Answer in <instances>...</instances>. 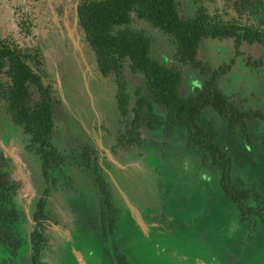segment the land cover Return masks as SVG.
<instances>
[{"label":"trees","instance_id":"1","mask_svg":"<svg viewBox=\"0 0 264 264\" xmlns=\"http://www.w3.org/2000/svg\"><path fill=\"white\" fill-rule=\"evenodd\" d=\"M75 10L78 43L90 72L99 79L107 77L109 96L114 95L119 117L114 140L127 152L114 158L115 161L118 163V159L131 155L128 145L141 143L139 129L161 128L170 135L183 128L187 145L196 147L200 161L220 167L222 193L236 205L239 220L255 227V219L262 218L264 197L254 185L234 188L230 182V157L216 143V134L199 125L197 117L211 108L229 131L238 130L246 137L248 122L264 119L260 110L240 108L219 89V80L224 75L232 69L235 74L239 72L238 63L259 65L258 59L249 58L248 46H260L264 56V0H77ZM151 32L158 33L167 43L168 59H158ZM209 43L229 45L226 62L212 65L200 58L204 45ZM41 65L39 48H21L0 38V120H7L25 137V147L38 166V181L41 180L37 183V174L27 169L29 191H32L28 214L34 223L28 233L31 264H40L44 237L39 227L51 215L45 197L50 188L45 183H55L50 172L63 164L77 167L81 174L91 176L105 196L104 189L111 185L97 164L95 150L88 144L81 146L76 154L54 144L53 93L51 86L43 81L45 72ZM127 69L142 78L145 93L136 88L133 96L127 94L123 74ZM185 70L207 75L202 85L193 87L190 94H184ZM155 106L160 112H155ZM105 134L106 140L110 139L111 133ZM106 162L115 165L109 159ZM0 163L7 165L0 168V247L14 256L24 243L15 231L19 215L14 199L27 188L21 180L11 178L10 167L14 164L9 156L0 154ZM118 164L123 167L122 163ZM247 198H253L255 205L245 204ZM106 205L111 206L108 201ZM102 214L101 211V218ZM120 264H125L121 257Z\"/></svg>","mask_w":264,"mask_h":264},{"label":"rangeland","instance_id":"2","mask_svg":"<svg viewBox=\"0 0 264 264\" xmlns=\"http://www.w3.org/2000/svg\"><path fill=\"white\" fill-rule=\"evenodd\" d=\"M69 2L72 3V0H0V38L21 48H39L41 50V67L45 72L43 81L51 86L53 93L52 110L56 123L55 145L61 150L73 148L77 152L81 146L89 143L88 139L84 137L85 134L91 136L90 145L97 146L98 154L101 156L105 154V151L100 149L98 137L93 134L92 121L87 119L90 125L88 126L81 115L72 113L69 103L66 101L68 83L65 80H70L69 75L73 76L75 72L73 80L82 76L84 81L86 80L79 61L80 52L77 50L76 36L66 12L70 5ZM54 4L58 8L59 4H63L62 10L59 9V12L58 9L49 10V5L54 7ZM252 22L256 25L259 24L257 20H252ZM150 36L155 41L154 48L158 58L160 60L168 59V46L165 40L162 41L161 36L156 32H151ZM227 47H229L228 44L209 43L204 45V52L200 54V58L209 60L212 65H215L217 61L226 60ZM260 50L261 48L256 46L250 50V54L253 58H261L262 67L254 68L251 71L248 70V66L240 64L239 74L230 73L219 84L227 97L236 102L240 108L264 107V57ZM183 74L184 94L191 93L192 88L199 86L202 80L207 77V75L204 77L196 75L189 70H185ZM124 75L130 95L135 88L143 87L142 80L138 75L130 72H126ZM91 83L92 80H87V90L85 88L84 90L86 94L89 91L92 95L93 101L89 108L95 118L99 119L98 124H101L103 123L101 110L103 105L102 101L99 99L97 101L93 96ZM91 112H89L90 115ZM155 112H160L157 106H155ZM70 115L80 121L79 124H82L84 134L81 132L80 125L71 122ZM107 116V125H110L109 131L111 132L109 145L112 144V150L120 156H123V152L127 155L123 145L114 140V128L117 126L112 128L111 125L114 124L115 116L112 117L110 113ZM197 122L216 133L217 144L229 155L233 186L240 188V186L254 185L259 194L264 196V127L258 128V123H255L252 125L253 131L252 127L248 126V133L253 139H256V142L247 143L239 131L229 132L225 123L217 118L211 108H206L197 117ZM0 130L2 134L0 152L3 154L2 156H5L6 151H9L11 164H14L10 167L11 175L17 178L15 171L18 170L21 175L19 176L25 179L24 169L27 167L28 170L33 171L34 167L27 164L28 161L23 157V151L18 146V144L24 145L23 136L4 119L0 120ZM140 137L141 143L130 147L131 154L134 156L130 155L131 157H129L128 154V161L131 163L129 170L131 171L125 177L127 179H129L128 176L133 177L132 181L141 190V194L129 189L128 180L123 176L126 172L121 165L109 166L106 164L104 166L108 171L107 180L112 182V187L116 189L123 201L126 199V209L132 216L130 218L128 214H122L121 202L113 191L115 214L119 221L112 233L107 234L111 238V247L108 248V252L106 251V257L103 249L106 246L101 242L100 234L96 230L98 200H96L93 190L91 191L90 181L88 184L85 179L87 182L83 184L76 180L74 191L66 190L67 194L64 197L65 208L68 216L71 217L74 228L66 230L61 235L59 234V225H52L51 235L48 237L49 245L45 249L41 264H75V258L67 250L70 244L81 250L83 256L89 255L92 261L99 262V264H111L113 253L110 251L114 250H122L129 260L136 264L135 250L144 246L149 248L152 237L158 240L170 238L171 242L173 240L179 242V239H183L181 241H184L186 246L180 241L177 244L179 251L186 249L190 254L197 251L216 264H260L259 256L256 253L257 246L254 249L242 248V250H238L239 254L235 249L227 248L226 240L235 234L237 240L241 241L240 239L244 238L247 232L238 228V225H241L239 212L235 204L228 201L222 193L219 183L220 167H212L208 163L200 161L196 148L186 145L187 135L183 128L176 129L172 135H166L160 128L156 130L143 129L140 132ZM77 139L81 142H76ZM5 141H8V144ZM110 156L114 160L111 154ZM6 167V163H0V168ZM67 169L68 167L65 166L53 174L57 175L60 182L62 179L63 182H66L64 178L67 177ZM68 184L72 185V182ZM22 198L25 203L16 202L15 204L19 220L14 226L15 231L24 239V243L15 258L0 247V264H28L26 257L29 256L30 251L27 239L32 222L28 217L29 211L26 202L29 197L26 192L23 193ZM248 203L251 202L248 201ZM140 205L154 206L151 210L155 211H152L150 215L142 216L137 210ZM59 206L63 209L62 203L59 202ZM59 206L56 210L57 216L62 214ZM167 211L172 221L180 222L177 223L178 233L164 237L165 235L156 229L151 231L150 235V231L147 230L149 217L161 216V212H164V216H166ZM165 218L167 219V216ZM258 232V237H263L264 226ZM117 237L118 240H116ZM117 246L118 248L115 249ZM153 246L155 247V244ZM50 248L53 250L50 251ZM145 262L146 264L155 263L153 257L147 254Z\"/></svg>","mask_w":264,"mask_h":264},{"label":"flooded vegetation","instance_id":"3","mask_svg":"<svg viewBox=\"0 0 264 264\" xmlns=\"http://www.w3.org/2000/svg\"><path fill=\"white\" fill-rule=\"evenodd\" d=\"M76 1L77 0H72V3L69 2L70 5L67 7V11L66 12L68 14L69 22L71 21V24L73 26L72 27L73 28V33L76 36L77 50L80 52L79 61L81 63V67L84 70V75L86 77V80L84 81L83 76L79 77L78 79L73 80L75 78V75H76L75 72L73 73V76L69 75L70 80H65V82L68 83L67 90H66V92H67L66 101H68L69 109L72 110V113L81 115L85 119L84 122H86L88 126H90L88 120L92 121V123H93V134H96V136L98 137L97 139H98V143H99L100 149L105 151V154H102L101 156H99V154H98L97 146H95V145L93 146V144L90 145V140L89 139H91V136H86L84 134L83 126H81L82 124L81 125L79 124L80 121L76 117L70 115L71 122H75V124L80 125L82 127V129L81 128H79V129H81V132L84 134V137L86 139H88V142H89V143H85V144H88L90 147H92L95 150L96 156H97V164L99 165V167L102 169V171L104 173L106 172L105 174H106V180H107L108 179V176H107V172L108 171L105 169L104 166L106 164H108L109 166H112L111 164L106 162V159L110 160V158H108V156H107V153L111 154L113 158H116V157L118 158L120 156L119 154L115 153L114 150H112V144L109 145L110 140L109 139L106 140L107 137H106L105 132L111 133L109 131V129H110L109 126L110 125L109 126L107 125V120H108V116L107 115H108V113H110V115L112 117H113V115L115 116L114 124L111 123L112 124L111 125L112 128L115 125L117 127H119L118 126V124H119V119L118 118L119 117H118L117 111L115 109L114 95L112 97L109 96L108 87H110V86L108 85V83H109L108 78L104 77V79L103 78L99 79V78L94 77L91 74L89 66H88V63H87L86 59L84 58L82 50H81V48L79 46V43H78L79 36H78V33L76 31V27H75V24H76V10H75ZM62 6H63V4H59V8H58V6H56V4H54V7L49 5L48 9L49 10L58 9V12H59V9L62 10L61 9ZM55 13H56V11H55ZM251 22H252V20H251ZM153 46H154V43H153ZM254 47H256V45L255 46H251V47L248 46V56H249L250 59H258L259 60V65L255 66L252 63L243 64V62L242 63L240 62V63H238L239 71L241 70L240 64L248 66V70H251V71L254 68H260V67L263 66V61L261 60L260 57L253 58L251 56V54H250V50H252ZM26 48H28V47H26ZM227 49H228V54L226 55V57H228V55L230 53L229 47H227ZM260 51H263L262 48H261ZM261 55L263 56L262 52H261ZM222 62H226V60H224ZM234 71L235 70L232 69V71L230 70L226 75H224L221 78V80H219V84H220L221 81H224L222 79L225 76L229 75L230 73H233ZM126 72H130V71L128 69L127 70H123V74H125ZM130 73L132 74V72H130ZM133 74H135V73H133ZM237 74H239V72ZM136 75H138V74H136ZM88 78H91L90 80H92L91 85H92V88H93V96L95 97V99L97 101H98V99H99V101H102V105L103 106H101V110H102L103 123H101V124H98V120L99 119L95 118V115L90 111V108H89L90 103H92V101H93V97H92V95L90 94L89 91H87V94H86V91L84 90V88L87 90L86 82H87ZM124 80H126L125 79V75H124ZM141 80H142V78H141ZM203 81H204V79L202 80V82ZM202 82H201V84L199 86H196V87H200L202 85ZM142 83H143V81H142ZM126 89H127V87H126ZM141 89H142V91L144 90L143 87ZM219 89L221 90L220 87H219ZM110 90L113 91L114 87H112V89H110ZM143 92L145 93V91H143ZM192 92H193V88H192ZM221 92L226 97V99H228L229 101H232V100H230L227 97V95L222 90H221ZM127 94L130 95L128 89H127ZM187 94H190V93H187ZM131 95L133 96V93ZM233 103H236V102H233ZM242 109H246V110H249V109H251V110H260L262 112V114L264 115V107L263 108H261V107L260 108L248 107V108H242ZM87 110H89V111H87ZM89 112H91V115L89 114ZM213 112L217 116L215 111H213ZM67 113H68V111H67ZM96 115L98 116V113H96ZM217 118L220 121L224 122L218 116H217ZM255 123H258L257 124L258 128L259 127H262V128L264 127V119H253V120L248 122L247 127L251 126L252 127L251 129L254 131V128H253L252 125H254ZM11 126L14 127L13 125H11ZM225 126H226V123H225ZM202 127H205V126H202ZM14 128L17 129L16 127H14ZM115 128H114V130H115ZM205 128L211 130L208 127H205ZM226 128H227V126H226ZM142 130L143 129H139V132H141ZM145 130H149V129H145ZM236 131H238V130H236ZM246 131H247L248 137L244 136L239 131L244 136L245 142H247V143L256 142V139H253L252 136L248 133L247 128H246ZM229 132H231V131H229ZM233 132H235V131H233ZM114 133H115V131H114ZM172 134H170V135H172ZM115 135H116V133H115ZM23 139H24V145L23 146H20L18 143H14V144H18V146L22 149L23 154H24L23 157L27 159V161H28L27 164H30V165H32L34 167L33 170H34V173L36 175L37 173H39V171H37L38 166L36 167L35 163L33 162L34 159L32 158L30 152L25 147L26 146V142H25V137L24 136H23ZM216 140H217V136H216ZM186 141H187V137H186ZM76 142H81V141H79V139H77ZM5 143L8 144V141H5ZM186 145H187V142H186ZM187 146H189V145H187ZM127 147H128V149H130L131 145H128ZM189 147H192V146H189ZM68 150H71L72 152H75V154L78 152V151L76 152L73 148H68L66 151H68ZM0 154H2V153L0 152ZM5 155H7L9 157L11 156V154H9V151H6ZM131 155L134 156V154H131ZM123 156H125V155H123ZM198 156H199V154H198ZM129 157H131V156H129ZM129 157L127 156V157H125V159H124V157L118 159L119 160L118 163H122L123 164L122 165L123 168L126 169V173H124L123 176H124V178L126 180H128L127 183L129 184V189H131L133 192H136V193L139 192L141 194V190H139V188H137L134 185L133 181H132V180H134L133 177L128 176L129 179H127L125 177V175H127V174L129 175V173L131 171V170H129V167L131 166L130 161H128ZM199 159H200V156H199ZM65 166H66V164L60 165L59 167H56L52 172H50L51 175H53L54 180H55L54 185L51 184V182H49V181L47 183H45L46 186L48 185L50 187L49 188V193L45 197L48 200V207L51 210V215H50V218L42 220L41 227H39L40 230H41V234L44 237L43 246H42V249H41V252H40V256H39L40 264H41V260L43 258V254L45 252V249H46L47 245H49L48 237H50V235H51L50 231L52 230V225H54V226L56 224L59 225V227H60V233L59 234H61V235L64 234L66 230H68V229L70 230V229L74 228L73 227V223L71 221V217L68 216V212H67V210L65 208V198L64 197L67 194L66 190L70 189V190L74 191V184L76 185V180L78 182L80 181L82 184L84 182H87V181H88L87 183L89 184V181H90V185H92V187H90L91 191L93 190V193L95 194L96 200H98V206L96 207V210H97L96 230L100 234L101 242L106 246V247L103 248L104 249V256L108 252V248L111 247V240H110L111 238L109 236H107V234H111L112 233V231L114 230L113 228L116 227V223L119 221V220H117V216L115 214V208H114L115 205H114V200H113V197H112V192L113 191H114V193L116 194V196L118 197V199L121 202L120 207H121V210H122V214H128V216L130 218H132V216L129 215L131 213L129 212V210L126 209V205H125L123 199L121 198L119 193L116 191V189H114L112 187V182L110 180H109V182H110L111 185L109 186L108 189H104L105 192H107L106 193L107 196L103 195V193L101 192V189H99V187L97 186V183L93 182L94 180H92L91 176L88 177L84 173L81 174L79 172V169H77V167H74V166L73 167H69L67 169V171H68L67 177L64 178V180L66 182H63V179L61 180L62 182H60L57 179V175H55L53 173L59 172ZM26 171H27V168H25L24 171H23L24 174H25V179L20 177L21 176L20 175V171L18 172V170L15 171L16 174H17V178H14L13 176L11 177L14 180H21L23 186H26V188H27V190H25V191L22 190V192H21V194H20L18 199H14V205L16 204V202L17 203H25V200L22 198L24 192H26L28 197H29L28 201L26 202L27 206H28V204H29V202L31 200L29 194L32 191L31 192L29 191V183H28V177H27V174H26L27 172ZM104 179H105V177H104ZM36 181H37V183L41 182V180L38 181V174L36 175ZM69 182H72V185H69L68 184ZM230 182H231V179H230ZM42 184H43V181H42ZM231 184L233 185L232 182H231ZM246 187L245 186H240V188H246ZM236 189H239V188H236ZM56 191H57V194H56ZM144 196H145V193H144ZM106 201H108L111 204L110 207H108L106 205ZM248 201H250L252 204L248 203ZM59 202H60V204L61 203L63 204V209L59 206ZM244 203L247 204L248 206H254L255 205V200L253 198H247V199L244 200ZM58 206H59L60 210L62 211V214L59 215V216L56 215V210L58 209ZM149 206L148 207H144L143 205H140L139 208H137V207L136 208L139 211L140 215L146 216L147 214L150 215L152 213V211H155L154 209L151 210V208L154 207V206H150V207ZM165 208L167 210V205H166ZM263 208H264V202H263ZM101 211L103 212L102 218L100 217ZM167 213H168V211L166 212L167 219L165 218L166 216H164V212H161V214H160L161 216L154 215L153 217L152 216L149 217L150 221L147 222V226H148L147 230L150 231L149 232L150 235H151V231L153 232L156 229L158 231H161L165 235L164 237H167V236H170L172 234H175L176 232L178 233V231L176 230V229H178L177 228V223H180V222L172 221L171 220V216H169ZM28 216H29V214H28ZM125 217H127V216H125ZM255 220H256V226L253 227V228L249 227L247 222H242V221L239 220L241 225H238V228L239 229H243L244 231H246L247 232L246 236L244 238H241L240 239L241 241H239V240H237V237L234 234L233 237H231L229 240H226L227 241L226 244H227V248L228 249H230V250L235 249V251L238 252V254H239L238 250H242V248H246V249L252 248V249H254L257 246L258 247V251L256 253L259 256L258 258L260 260V264H264V236L263 237H258V233H259L258 231L261 229L262 226H264V209L262 210V218L261 219L260 218H256ZM110 221H112V222H110ZM33 227H34V223L32 222V228ZM32 228H31V230H32ZM236 234H238V233H236ZM118 237H117L116 240H118ZM171 240L172 239H170V238H162V239L158 240V239H155V238L152 237V239L150 240L151 245L149 246V248H147V246H144L142 248L138 247L135 250V256L137 257V259L135 261L136 264H146V262H145L146 254L153 257V260L155 261V263L153 262L154 264H195V260H197V261L198 260H203V261H205L207 263H210V264H216V263L212 262L207 256H204L203 254H199L197 251H195L192 254H190L186 249L183 250V251H181V250L179 251L177 244L183 239H179V242L173 240L174 243L171 242ZM27 242L29 244L28 239H27ZM180 243H184V245L186 246V243L184 241H181ZM154 244H155V247L153 246ZM118 246L115 247V249H117ZM52 250L53 249H51L50 251H52ZM29 251H30V247H29ZM79 251H80V253H81V255H82V257H83V259L85 261V264H99V262L96 263L94 260L92 261V258L89 255H87V257H85V256H83L82 251L81 250H79ZM110 252L113 253L111 255V257H112L111 264H120V257L123 258V261H125V264H134V263H132L129 260L128 256L124 252H122V250L121 251L120 250H114V251H110ZM30 254H31V251H30ZM30 254H29L28 257H26V259L28 260L27 261L28 264H31ZM17 256L18 255H14V256H11V257L15 258ZM48 260H49V258H48ZM49 261H51V260H49ZM75 264H78L76 259H75Z\"/></svg>","mask_w":264,"mask_h":264},{"label":"water","instance_id":"4","mask_svg":"<svg viewBox=\"0 0 264 264\" xmlns=\"http://www.w3.org/2000/svg\"><path fill=\"white\" fill-rule=\"evenodd\" d=\"M107 156H108V158H110V160L114 163V164H118L115 160H113L112 158H111V156H110V154L109 153H107ZM119 165V164H118ZM120 166V165H119ZM124 202H125V205H126V203H127V201H126V199H124ZM128 206H129V204H128ZM29 217V216H28ZM30 220V219H29ZM67 250H68V252H70V254L77 260V263L78 264H85V261H84V259H83V257H82V255H81V253H80V251L78 250V249H76L74 246H72L71 244L70 245H68V247H67ZM195 264H210V263H207V262H205V261H203V260H195Z\"/></svg>","mask_w":264,"mask_h":264}]
</instances>
